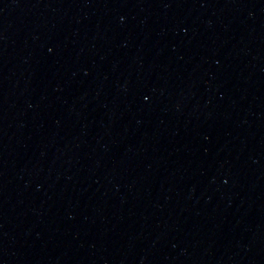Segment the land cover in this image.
<instances>
[{"label": "water", "instance_id": "1", "mask_svg": "<svg viewBox=\"0 0 264 264\" xmlns=\"http://www.w3.org/2000/svg\"><path fill=\"white\" fill-rule=\"evenodd\" d=\"M0 264H264V0H139L0 74Z\"/></svg>", "mask_w": 264, "mask_h": 264}]
</instances>
